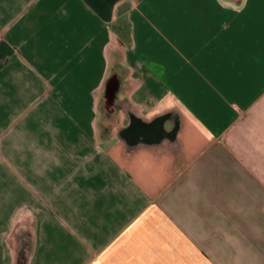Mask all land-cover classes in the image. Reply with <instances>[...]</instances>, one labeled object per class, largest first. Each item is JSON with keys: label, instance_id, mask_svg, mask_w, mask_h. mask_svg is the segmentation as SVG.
Here are the masks:
<instances>
[{"label": "crops", "instance_id": "1", "mask_svg": "<svg viewBox=\"0 0 264 264\" xmlns=\"http://www.w3.org/2000/svg\"><path fill=\"white\" fill-rule=\"evenodd\" d=\"M0 264H264V0H0Z\"/></svg>", "mask_w": 264, "mask_h": 264}, {"label": "water", "instance_id": "2", "mask_svg": "<svg viewBox=\"0 0 264 264\" xmlns=\"http://www.w3.org/2000/svg\"><path fill=\"white\" fill-rule=\"evenodd\" d=\"M108 89H109V91H108V92H111V88L109 87Z\"/></svg>", "mask_w": 264, "mask_h": 264}]
</instances>
